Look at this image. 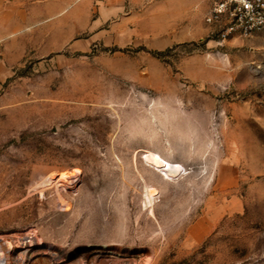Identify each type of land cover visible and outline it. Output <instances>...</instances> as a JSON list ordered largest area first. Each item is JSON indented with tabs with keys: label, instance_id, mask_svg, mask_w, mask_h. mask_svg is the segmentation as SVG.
<instances>
[{
	"label": "rangeland",
	"instance_id": "1",
	"mask_svg": "<svg viewBox=\"0 0 264 264\" xmlns=\"http://www.w3.org/2000/svg\"><path fill=\"white\" fill-rule=\"evenodd\" d=\"M212 3L72 0L7 29L0 264H264V31L219 42Z\"/></svg>",
	"mask_w": 264,
	"mask_h": 264
},
{
	"label": "built area",
	"instance_id": "2",
	"mask_svg": "<svg viewBox=\"0 0 264 264\" xmlns=\"http://www.w3.org/2000/svg\"><path fill=\"white\" fill-rule=\"evenodd\" d=\"M205 22L219 42L264 31V0H213Z\"/></svg>",
	"mask_w": 264,
	"mask_h": 264
},
{
	"label": "crops",
	"instance_id": "3",
	"mask_svg": "<svg viewBox=\"0 0 264 264\" xmlns=\"http://www.w3.org/2000/svg\"><path fill=\"white\" fill-rule=\"evenodd\" d=\"M72 0H0V38L5 37L7 29L15 30L20 27L23 13L32 6L38 12L48 16L64 12ZM163 1H199V0H163ZM208 1V0H202ZM210 1V0H209ZM178 11L194 13L196 3L180 4ZM211 7V6H210ZM208 8V11L210 9ZM207 11V12H208Z\"/></svg>",
	"mask_w": 264,
	"mask_h": 264
},
{
	"label": "bare ground",
	"instance_id": "4",
	"mask_svg": "<svg viewBox=\"0 0 264 264\" xmlns=\"http://www.w3.org/2000/svg\"><path fill=\"white\" fill-rule=\"evenodd\" d=\"M152 160L155 165H157L161 170L165 172L176 173L178 168L172 165H169L159 154L152 153Z\"/></svg>",
	"mask_w": 264,
	"mask_h": 264
}]
</instances>
